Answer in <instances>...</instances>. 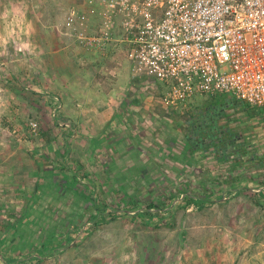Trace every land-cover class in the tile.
<instances>
[{"label":"rangeland","instance_id":"1","mask_svg":"<svg viewBox=\"0 0 264 264\" xmlns=\"http://www.w3.org/2000/svg\"><path fill=\"white\" fill-rule=\"evenodd\" d=\"M71 4L0 0V255L12 259L0 264H264V108L231 104L217 149L184 122L231 94L199 93L183 114L163 107L183 120L177 134L141 125L95 138L55 96L54 76L41 79L55 74V46L40 56L52 37L38 25L76 41Z\"/></svg>","mask_w":264,"mask_h":264},{"label":"built area","instance_id":"2","mask_svg":"<svg viewBox=\"0 0 264 264\" xmlns=\"http://www.w3.org/2000/svg\"><path fill=\"white\" fill-rule=\"evenodd\" d=\"M95 30L72 6L66 34L107 53L130 43V66L165 84L164 104L181 111L201 93L231 94L264 108V0H89ZM120 29V32L116 29ZM36 129V127H35Z\"/></svg>","mask_w":264,"mask_h":264},{"label":"crops","instance_id":"3","mask_svg":"<svg viewBox=\"0 0 264 264\" xmlns=\"http://www.w3.org/2000/svg\"><path fill=\"white\" fill-rule=\"evenodd\" d=\"M72 3L70 7L79 5L78 0H72ZM88 10V14L84 12L88 15L89 30H95L99 21L98 16L92 9L88 8ZM38 26L45 27V31H40V37H52L44 43L40 56L48 54L49 48L46 44L48 41L53 40L55 46L53 49V52L55 51V74L49 75L47 71H43L41 74L42 81L48 83L51 76H54L51 88L54 93L58 94L55 96L60 95L66 111L76 110L70 111L77 112L71 119L78 120V123L88 124L87 128L93 131L95 138L104 134L109 137L111 133L116 134L117 130H119L120 135L122 133L127 134L130 133L128 132L129 128H140L141 125L145 127L146 133L151 135H154L159 128L161 132L163 129L169 131V126H171L170 132L172 134L181 131L177 127L179 124L182 125L183 120L178 122L172 118L171 121V118L164 114L163 107L167 108L168 106L164 104L160 95L164 94L165 84L145 74L142 76L135 75L131 70L130 43H112L107 53H102L98 50L86 49L75 40H72L71 43L68 41L63 43L62 31L50 25L52 33H48L49 24L46 20L39 23ZM117 30L120 32V29L117 28ZM239 102L241 101L230 95L217 104H207L206 112L202 107H197L194 110L195 117L193 120L185 121L184 124L189 125L192 130L200 120L202 121L203 114L210 113L213 116H218L220 111L221 117H223L225 110L231 104H239ZM200 104L202 103L191 99L187 107L181 111L169 108L174 112L185 113L188 109L193 108V106L194 108L200 106ZM83 109H86L87 112L78 114ZM221 117L213 118L212 123L217 128L214 129L219 132L218 137L222 141L223 125L217 121ZM160 124L163 126L159 127ZM166 125L168 127L164 128ZM231 141H228L227 144ZM218 157L225 160L229 156L218 155Z\"/></svg>","mask_w":264,"mask_h":264},{"label":"flooded vegetation","instance_id":"4","mask_svg":"<svg viewBox=\"0 0 264 264\" xmlns=\"http://www.w3.org/2000/svg\"><path fill=\"white\" fill-rule=\"evenodd\" d=\"M218 116H222L220 111L218 112ZM218 116H213L210 113L203 114L202 121L200 120L196 127H193L191 130V132H193V138L200 141L199 139L204 137V141H208V144L213 146L214 149L220 148L222 144L220 143L221 139L218 137L219 132L215 130L217 128H215L214 123H212V120H214L213 118Z\"/></svg>","mask_w":264,"mask_h":264},{"label":"trees","instance_id":"5","mask_svg":"<svg viewBox=\"0 0 264 264\" xmlns=\"http://www.w3.org/2000/svg\"><path fill=\"white\" fill-rule=\"evenodd\" d=\"M234 99H236L235 97H234ZM65 170V169H64ZM64 173V172H63ZM66 175H68V174H64V176H66ZM75 179H76V181H78V179H77V176L75 177V173H72V177L70 176V180H74L75 181ZM192 197H195V198H197L196 196H194V195H191V196H189V199L190 200H195L196 202H198V203H202L203 201H205V199H200V198H197V199H194V198H192ZM170 200V199H169ZM159 207V205L157 204V203H154V202H151L150 204H149V208H148V211L152 208V207ZM150 212V211H149ZM66 240L67 239H64V241L63 242H66ZM0 257H2V255H0ZM4 260H6V262H9V261H11L12 259L11 258H5V257H2Z\"/></svg>","mask_w":264,"mask_h":264},{"label":"water","instance_id":"6","mask_svg":"<svg viewBox=\"0 0 264 264\" xmlns=\"http://www.w3.org/2000/svg\"><path fill=\"white\" fill-rule=\"evenodd\" d=\"M237 100V99H236Z\"/></svg>","mask_w":264,"mask_h":264}]
</instances>
